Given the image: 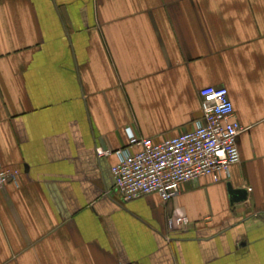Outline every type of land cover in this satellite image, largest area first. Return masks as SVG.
I'll return each instance as SVG.
<instances>
[{
	"label": "crops",
	"instance_id": "1",
	"mask_svg": "<svg viewBox=\"0 0 264 264\" xmlns=\"http://www.w3.org/2000/svg\"><path fill=\"white\" fill-rule=\"evenodd\" d=\"M209 85L245 127L241 162L168 202L123 200L128 128H194ZM0 163L18 172L0 264H264V0H0Z\"/></svg>",
	"mask_w": 264,
	"mask_h": 264
},
{
	"label": "built area",
	"instance_id": "2",
	"mask_svg": "<svg viewBox=\"0 0 264 264\" xmlns=\"http://www.w3.org/2000/svg\"><path fill=\"white\" fill-rule=\"evenodd\" d=\"M200 97L202 114L190 130L154 139L142 138L128 128V144L115 152L118 162L111 169L123 200L158 194L168 202L185 184L201 178L218 183L241 162L238 138L245 127L236 119L228 89L205 86ZM111 153L97 149L99 156ZM17 176V171L0 163V187ZM188 223L186 217H179L170 220V227Z\"/></svg>",
	"mask_w": 264,
	"mask_h": 264
},
{
	"label": "water",
	"instance_id": "3",
	"mask_svg": "<svg viewBox=\"0 0 264 264\" xmlns=\"http://www.w3.org/2000/svg\"><path fill=\"white\" fill-rule=\"evenodd\" d=\"M228 190L233 199L237 201H242L247 198V192L243 189H234L233 186L229 183Z\"/></svg>",
	"mask_w": 264,
	"mask_h": 264
}]
</instances>
